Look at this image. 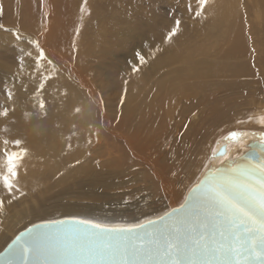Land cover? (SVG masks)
Masks as SVG:
<instances>
[{
  "label": "bare ground",
  "instance_id": "obj_1",
  "mask_svg": "<svg viewBox=\"0 0 264 264\" xmlns=\"http://www.w3.org/2000/svg\"><path fill=\"white\" fill-rule=\"evenodd\" d=\"M38 1L40 0H18L25 18L33 21L38 19ZM59 1L56 0L57 3ZM67 1L69 11L74 12L75 8H81L91 2V0ZM224 1L211 2L214 3L212 9L217 12H209L217 14L210 16L211 22L214 23L213 28L218 31L216 36L203 38L200 45L187 35L180 41H173L172 38L169 41L167 37L159 36L157 48L160 50L157 51V48L146 50L142 55L147 62L140 64L138 61L136 64L138 71L133 72L132 65L129 69L127 61H124V73L109 77L107 94L105 96L95 94L92 100L88 98V101H91L90 107L84 111L77 124L74 122L73 130L68 123V126L56 129L60 132L52 135L47 145H44L41 139L37 141V137L32 135L31 137L36 139L30 137V141L25 145L28 150L27 163L55 164L57 171L66 167L76 156L87 159L91 164L93 172L90 171V175L93 177L87 174V178L77 181L79 195L82 193L89 198L104 201L110 194L108 189L122 188L127 181L139 176V180H146L144 185L150 189L151 201L140 206L131 203L112 206L105 200V205H100L102 207L108 205L105 209L96 206L97 201L95 204L91 202L87 207L77 204L74 208L68 209L53 205L52 208L54 210L56 208L55 212L59 214L50 218H46L47 215L43 217L39 215L40 220L78 216L108 223H135L158 215L182 202L190 186L209 165L213 152L223 142L228 146V157L242 153L249 140L242 138L241 146L236 141L226 139L230 132L236 131L247 135L264 133V123H261V117H264V50H260L261 56L257 57L259 59V62L256 60L257 68L252 61H238V58L251 59L244 57L251 49V47L247 49V45L251 43H247L244 28L240 25L242 15L236 13L233 8L235 0H228L227 5L223 3ZM249 1L251 3H248L247 11L257 9V12L254 10L255 14L253 13L256 20L258 22L264 20V0ZM220 3L225 6H220ZM181 35L184 36V32H181ZM13 38L17 44H13L12 38L8 35L0 33V59L6 56L10 49H13L11 51L15 54L18 47V53L23 55L20 60L24 74L6 70V73H3L5 61L0 60V76L6 79L9 92L13 93L19 87L20 94L26 101L35 96L33 101L37 103L42 99L46 105V97L50 94L47 91V83L50 81L45 83L43 74L46 61L37 59L40 51L31 49L33 46L29 42L20 43L21 37ZM258 38L256 35V39ZM38 41L41 44L42 37L38 38ZM61 42L60 39L57 44ZM5 46L7 48L4 50ZM217 63L224 65V71H231L234 74L228 81L223 83L221 81L226 92L250 86L252 80L250 78L258 73L260 78H256L255 81L259 86L255 89L262 90V94L256 106L250 109L253 110L251 115L237 116L232 113L233 108L230 107L231 101L228 98L218 100L223 96L220 91L216 95L218 101H215L214 105H210L209 108L204 106L203 99L208 96L202 94L201 89L204 86L198 82L207 77ZM40 83L47 87L37 91ZM3 96L5 98L7 93ZM14 98L11 99V104L17 103ZM36 105L33 109H40L39 104ZM21 106L10 108V115L18 116L20 111L28 109L25 103ZM246 123H249L248 127H244ZM19 124L24 125L21 122ZM51 127L52 123L46 122L43 129L41 128L42 132L44 130L45 134L51 136ZM15 130L6 135L10 141L15 138L22 139L18 129L17 132ZM3 140L4 138L0 137V142ZM86 147L88 155L84 151ZM9 149L18 151L13 148V144L9 145ZM222 159L224 157L219 158ZM105 166L108 169L102 168ZM128 173H134V176L123 180L122 177ZM48 186V183L41 184L39 190L42 192L39 195L34 194L33 189L26 186L21 189L26 193L24 196H19V193L14 191L13 195L19 199L10 205L7 201L11 197L6 199L5 212L0 216V221L7 223L5 238L9 231H15L25 214H35L37 209L31 207V204L38 203L43 196L45 197ZM55 186L70 187L69 181L66 183L58 181ZM1 189L4 188L0 186ZM29 197L31 199L27 200ZM0 230L2 231L1 228Z\"/></svg>",
  "mask_w": 264,
  "mask_h": 264
},
{
  "label": "rangeland",
  "instance_id": "obj_2",
  "mask_svg": "<svg viewBox=\"0 0 264 264\" xmlns=\"http://www.w3.org/2000/svg\"><path fill=\"white\" fill-rule=\"evenodd\" d=\"M211 2L212 0L208 1L202 14L196 16V11H201L197 0H91L88 5L75 8L76 12L69 11L67 0H60L58 3L56 0H40L38 1V19L36 18L34 22L25 18L18 0H0V6L3 8V13L0 14V24L4 25L3 28H0V33L11 37L13 44H17L13 38L15 36L21 37L20 43L29 42L34 51L43 49L47 58L43 74L49 78L47 81L44 80L45 83L51 82V84L47 83V91L50 94L46 97L45 110L47 114L45 115L41 109H33L37 106L36 104H39V102L33 101L35 96H30L32 101H26V98H22L19 87L12 93L11 98L15 97L14 101L17 103L13 101L14 104H11L6 79L0 76V106L10 109L14 106L22 107L21 105L25 103L28 107L27 110L20 111L18 116L9 113V118L0 119V137L9 139L6 135L12 130L18 129L17 131L22 137L20 140L25 143L20 147L26 148L25 145L32 138L31 135L36 136L37 141L41 139L45 143L44 145H47L50 137L60 132L56 130L57 128L68 126L67 124L70 123L73 130L74 122L77 124L84 111L90 107L91 101H88V98L92 100L95 94L105 96L109 87V77L120 76L124 73V61H127L129 69L132 64H137L139 61L136 57L137 51L143 54L146 50L156 49L158 37H167L177 19L181 21V26L180 31L172 37L173 41H180L187 35L200 45L203 38L210 35L212 38L216 36L218 31L213 28L214 23L211 22L210 16L217 14H209V12H217L212 9L214 3ZM223 3L227 5L229 2L225 0ZM223 3H220V6L224 5ZM248 3L250 4L251 1L235 0L233 7L236 13L242 15L240 25L244 28L247 43H251L249 46L247 45V49L249 47L251 49L244 55L245 58L250 57L251 59L238 58V61H252L254 67L257 68L256 60L259 62L260 50H264V40H262L264 39V20L260 22L256 20L253 13L255 14L257 9L247 11ZM211 23L212 25L207 28ZM181 32H184L185 35L182 36ZM256 35H258V39H256ZM40 37H42L41 44L38 41ZM58 37H61L60 44H57L60 40L57 39ZM6 48L5 46L4 50ZM17 49L19 50L18 47ZM11 50L13 49L7 53L2 52V54L6 53V56L0 59L5 61L3 73H6V70L24 74L20 60L23 55L18 53V50L15 55ZM48 60H51L52 63H48ZM224 69V65L217 63L213 71L198 82L204 86L201 89L202 94L208 96L203 99L204 106L209 108L210 105L216 103L215 101L228 98L231 101L230 107L233 108L232 113L237 116L251 115L253 110L250 109L256 106L258 98L262 94V90H257L259 84L255 81L256 78H260L258 73L256 72L257 75L250 78L255 82L250 80L252 82L249 81L250 86L226 92L222 88V83L231 79L234 74L231 71H224ZM256 87L257 89H255ZM218 91L223 96L216 100ZM6 93L7 96L4 98L3 95ZM14 94L15 96H13ZM53 94L59 96H51ZM76 108H79L80 111L76 112ZM46 122L52 123L51 136L48 133L45 134L44 130L42 132V127ZM226 124L229 125V123ZM246 126L248 127L249 123H246L244 127ZM36 137L32 139H36ZM13 148H16L14 144ZM16 150L19 149L16 148ZM84 151L88 155L87 147ZM76 157L78 158V156ZM76 157L66 167L57 171L55 164L27 163V157L24 156L18 170V187L20 189L25 186L30 187L34 194L39 195L42 192L39 190V186L48 183V193L44 194L45 197L43 196L38 203L31 204V207L37 209L35 214H25L22 218L23 221L21 220L22 222L17 225L15 231H9L6 238L7 223H0L2 229V231L0 230V240H3L0 242V251L17 233L36 220L40 221L39 215L42 217L47 215L46 218L57 216L59 213L55 212L57 209L54 210L53 205L68 209L74 208L77 204L87 207L91 202L95 204L97 201L95 205L101 208L100 205H105V200H108L107 203L112 206L124 203L140 206L151 201L150 189L144 185L146 180H139V176L127 181L122 188L108 189L110 194L104 201L89 198L82 193L79 195L77 181L84 177L87 178V174L89 177H93L90 175L93 170L87 159L79 157L77 160ZM102 168L108 169L106 166ZM70 171L71 173H69ZM133 174L128 173L122 178L123 180L129 179L134 176ZM58 181L64 183L69 181L70 187L55 186ZM9 197L11 196L5 189L0 190V199L6 201ZM29 199L31 197L27 198V200ZM105 207L108 205L103 206L102 209ZM59 212L61 213V211Z\"/></svg>",
  "mask_w": 264,
  "mask_h": 264
},
{
  "label": "snow or ice",
  "instance_id": "obj_3",
  "mask_svg": "<svg viewBox=\"0 0 264 264\" xmlns=\"http://www.w3.org/2000/svg\"><path fill=\"white\" fill-rule=\"evenodd\" d=\"M197 3L201 11L195 15L200 16L208 0ZM180 26L177 19L168 33L169 41ZM136 57L140 64L147 62L139 51ZM37 59H47L43 49ZM138 70L132 64V71ZM44 88L40 83L37 91ZM8 96L11 99L12 93ZM39 107L46 115L44 100ZM9 113L8 107L0 106V118H9ZM245 135L233 131L226 139L242 146ZM0 143V186L11 196L7 201L10 205L19 199L14 191L26 195L18 187V170L28 150L20 147V139ZM10 144L19 150H10ZM257 148L261 153L258 162ZM219 156L224 157L222 166H206L183 202L156 219L127 227H109L76 217L47 220L15 235L0 253L3 264H264V133L259 144L249 146L246 164H225L227 147L221 148ZM4 212L5 201L0 199V216Z\"/></svg>",
  "mask_w": 264,
  "mask_h": 264
},
{
  "label": "water",
  "instance_id": "obj_4",
  "mask_svg": "<svg viewBox=\"0 0 264 264\" xmlns=\"http://www.w3.org/2000/svg\"><path fill=\"white\" fill-rule=\"evenodd\" d=\"M242 138H243V139H248V140H249V143L244 147V150L242 151V153H241L240 155H238V156L235 155V156H232V157H228L229 159L224 161L225 164H228L230 161H235V162H237L238 164H241V165L246 164V163L248 162L247 154H248L249 146L252 145V144H259V143H260V140H261V133H250V134H248V135L243 136ZM242 142H243V140H242ZM222 147H228V146L226 145V143L223 142V143H222V144L216 149L215 152L217 153V155H216V156H213V157L210 159L209 165H208L207 167L211 168V167H212L213 165H215V164H216L217 167H221V166H222V165H221V160H219V158L222 157V156H219V151L221 150ZM227 149H228V148H227ZM260 155H261V153H260V149L257 148V149L255 150V156H256V158H257V162H258V160H259V158H260ZM222 160H224V159H222ZM204 170H205V168L202 170L201 174L198 176V178L196 179V181L190 186V188H191V187H192V186H193V185H194V184H195V183L201 178V175H202V173H203ZM186 194H187V192H186ZM186 194H185V195H186ZM182 202H183V200H182ZM182 202H181V203H182ZM178 206H179V204L176 205V206H173V207H171V208H168L167 210L163 211L162 213H160V214H158V215L151 216V217H149V218H147V219H143V220L138 221V222H135V223H108V222H103V221H98V220H93V219H88V218H83V217H78V216H66V217H59V218H55V219H47V220H66V219H69V218H72V217H76V218H80V219L91 220V221H93V222H95V223H99V224H102V225H107V226H109V227H113V226L127 227V226H130V225H136V224L144 223V222H146L148 219H156L157 217L163 215L165 212L170 211L172 208H175V207H178ZM47 220L36 221V222L32 223L30 226H28V227H31V226L34 225V224H41V223H43L44 221H47ZM21 231H24V229L21 230ZM21 231H20V232H21ZM20 232H19V233H20ZM19 233H17V234H19ZM10 242H11V241H10ZM10 242H9V243H10ZM9 243H8V244H9ZM8 244H7V245H8ZM7 245L4 247V249L7 247ZM4 249H2V250L0 251V253H3ZM0 264H3V258H2V257H0Z\"/></svg>",
  "mask_w": 264,
  "mask_h": 264
}]
</instances>
